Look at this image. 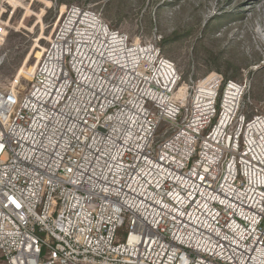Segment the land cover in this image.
Returning <instances> with one entry per match:
<instances>
[{"label":"built area","instance_id":"1","mask_svg":"<svg viewBox=\"0 0 264 264\" xmlns=\"http://www.w3.org/2000/svg\"><path fill=\"white\" fill-rule=\"evenodd\" d=\"M45 40L0 82V264H264L249 85L184 79L91 6L64 4Z\"/></svg>","mask_w":264,"mask_h":264},{"label":"rangeland","instance_id":"2","mask_svg":"<svg viewBox=\"0 0 264 264\" xmlns=\"http://www.w3.org/2000/svg\"><path fill=\"white\" fill-rule=\"evenodd\" d=\"M70 3L99 9L131 38L156 40L184 79L217 72L245 81L249 107L264 114V0H0L10 26L0 82L23 60L21 73L40 57L52 23ZM124 233L119 229L118 238Z\"/></svg>","mask_w":264,"mask_h":264}]
</instances>
